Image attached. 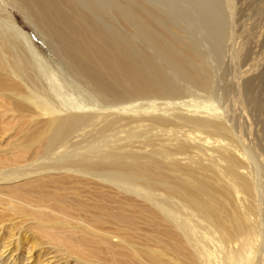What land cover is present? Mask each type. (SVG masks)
<instances>
[{
    "label": "bare ground",
    "instance_id": "1",
    "mask_svg": "<svg viewBox=\"0 0 264 264\" xmlns=\"http://www.w3.org/2000/svg\"><path fill=\"white\" fill-rule=\"evenodd\" d=\"M179 1L0 0V204L61 255L37 264H264V195L232 127L182 109L150 50L207 91L201 56L169 34L178 13L149 4Z\"/></svg>",
    "mask_w": 264,
    "mask_h": 264
},
{
    "label": "rangeland",
    "instance_id": "2",
    "mask_svg": "<svg viewBox=\"0 0 264 264\" xmlns=\"http://www.w3.org/2000/svg\"><path fill=\"white\" fill-rule=\"evenodd\" d=\"M190 1L161 5L160 3L149 4L154 5L152 6L154 10L157 7L155 11L158 17L165 18L169 22L174 21L172 19L174 16L172 17L173 14L170 13H178L177 15L174 13L177 20L174 22L175 25L171 22L173 28L169 34L193 50L196 49L201 56L202 63L198 68L209 74L206 88L208 92L205 90H203L204 93L190 92L184 81L176 79V72L168 67L165 61L155 57L152 48L153 50H150L153 52L154 61L158 67H162L168 78L171 72L172 78H169V81H174H170V87L183 88L179 104L182 109L206 108L207 111V108H210L211 112L222 113L223 118L228 121L234 131H232L233 145H237L236 147L246 156L244 157L247 158V170L252 177H255L254 180H257L255 182L259 193L264 195V0H231L227 3L226 0H216L215 3H193L192 1L189 3ZM8 10L12 16L14 15L16 23L28 33L35 48L44 56L43 59L53 66L52 54L45 37L33 29L20 12L15 9ZM168 16L171 17L170 20L167 19ZM167 67L171 69L169 73H167ZM178 79L181 85L176 82L179 81ZM28 156L24 158L25 163L33 159ZM2 157H6L5 153L0 155L1 159ZM6 206L7 202L0 204V264H37L40 260L52 257L53 254L56 256L55 253H50V256L45 255L54 251L53 244L48 242L45 244L46 240H43L40 234L35 235L37 238L33 236L32 232L27 230L28 221H19L15 216L13 219L10 213L5 211ZM263 206L261 217L264 219ZM32 237L36 238L35 241ZM8 244L10 246H7ZM27 249L31 255L27 254ZM21 254H24L23 257ZM57 254L56 258H60L61 255ZM24 256L32 257V259L25 260ZM56 258H52V264H57V261L63 264V260L56 261Z\"/></svg>",
    "mask_w": 264,
    "mask_h": 264
}]
</instances>
